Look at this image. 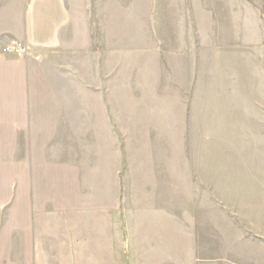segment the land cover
Returning <instances> with one entry per match:
<instances>
[{"label":"rangeland","instance_id":"1","mask_svg":"<svg viewBox=\"0 0 264 264\" xmlns=\"http://www.w3.org/2000/svg\"><path fill=\"white\" fill-rule=\"evenodd\" d=\"M92 2L94 53L79 61L94 84L81 93L109 116L113 206L123 226L140 228L142 260L123 264H201L216 253L219 264H264V0ZM7 164L0 151L1 192Z\"/></svg>","mask_w":264,"mask_h":264},{"label":"crops","instance_id":"2","mask_svg":"<svg viewBox=\"0 0 264 264\" xmlns=\"http://www.w3.org/2000/svg\"><path fill=\"white\" fill-rule=\"evenodd\" d=\"M109 4L103 0L104 7ZM93 5L92 0H0V151H7L9 166V190L0 191V264L142 260L140 228L123 226L122 213L113 206L109 116L93 109L94 93H81L94 84L81 76L89 68L79 61L94 53L87 40L95 36ZM10 43L25 46L29 55L3 52ZM199 162L198 192L207 198L208 165ZM185 166L195 170L192 163ZM259 177L264 190V174ZM199 224L204 256L207 222ZM148 260L158 261L159 255ZM199 261L223 262L218 253Z\"/></svg>","mask_w":264,"mask_h":264},{"label":"built area","instance_id":"3","mask_svg":"<svg viewBox=\"0 0 264 264\" xmlns=\"http://www.w3.org/2000/svg\"><path fill=\"white\" fill-rule=\"evenodd\" d=\"M8 54L29 55V49L18 43H10L3 48Z\"/></svg>","mask_w":264,"mask_h":264}]
</instances>
